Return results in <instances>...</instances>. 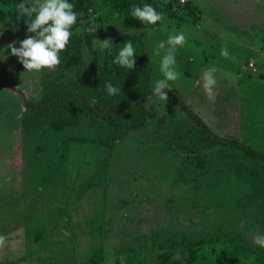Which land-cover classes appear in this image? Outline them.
I'll use <instances>...</instances> for the list:
<instances>
[{
  "label": "rangeland",
  "instance_id": "rangeland-1",
  "mask_svg": "<svg viewBox=\"0 0 264 264\" xmlns=\"http://www.w3.org/2000/svg\"><path fill=\"white\" fill-rule=\"evenodd\" d=\"M159 1L163 21L145 37L150 86L154 91L164 78L156 45L183 32L187 42L178 47L175 65L180 78L164 89L167 101L151 94L147 106L155 118L112 150L101 146L104 132L87 118L60 133L47 126L26 131L21 121L25 102L40 99L44 74L58 82H68L79 70L93 75L104 61L96 57L105 50L98 40L112 42L132 31L106 0H94L95 10L84 15L79 31L92 35V46L83 48L82 65L60 64L21 77L26 70L10 49L7 60L0 59V236L5 237L0 264H186L191 244L192 264H233L232 257L238 264L254 257L251 264H259L252 234H264L259 186L264 161L215 146L202 153L203 167L193 157L183 165L170 138L179 125L192 121V113L220 137L264 153V69H247L250 58L260 66L250 45L264 47V35L258 34L264 0L260 13L243 15L228 8V0ZM20 2L0 0L6 12L0 50L31 35L17 20ZM188 4L195 10L191 14ZM238 23L251 28L249 33L236 31ZM212 67L218 69L214 101L202 79ZM252 120L261 124H250L251 129ZM75 136L96 142L80 144L71 139Z\"/></svg>",
  "mask_w": 264,
  "mask_h": 264
},
{
  "label": "trees",
  "instance_id": "trees-1",
  "mask_svg": "<svg viewBox=\"0 0 264 264\" xmlns=\"http://www.w3.org/2000/svg\"><path fill=\"white\" fill-rule=\"evenodd\" d=\"M69 2L75 6V11L79 15L76 25L72 28L70 43L60 54L61 64L79 66L84 63L83 48L92 46V35H83L79 29L84 15L94 11L96 6L94 0H69ZM106 3L121 17L123 26L132 31L113 39L114 47L111 49L97 53L96 57L102 55L104 61L100 67L95 68L93 75L89 76L85 71L79 70L68 82H58L50 75L44 74L39 101L25 102L26 110L22 114L21 121L26 131L47 126L55 133H60L78 127L87 118L92 124L98 122V128L104 132L99 143L105 149L112 150L118 142L127 140L130 135L145 128L148 120L155 118L154 111L147 106L153 89L150 86L152 66L145 37L147 30L158 27L160 22L156 25L141 23L131 17L130 10L132 5L142 6L147 3L157 12L162 13L161 3L159 0H106ZM185 6L189 14L195 11L189 4ZM5 18L6 12L0 8V22ZM26 19L22 18L20 21L26 25L24 22ZM179 20L183 21L181 17ZM128 40L133 43L136 50L134 70L121 68L113 63L120 47ZM105 82H111L113 86L119 87L120 94L108 95L104 88ZM175 102H179L176 97ZM181 108L185 107L181 105ZM190 115L192 121L179 125L171 133L170 138L173 148L183 155V165L193 157L197 161V166L203 167L202 153L215 146L226 150H240L245 158L264 161V153L235 139L220 137L201 117L192 113ZM71 139L80 144H85L87 141L96 142L95 139L86 136H75ZM259 186L264 190V183ZM188 252L186 264H192L195 260L193 244L189 245ZM232 260L233 264L239 263L237 257H232ZM256 260L259 264H264V248H258Z\"/></svg>",
  "mask_w": 264,
  "mask_h": 264
},
{
  "label": "clouds",
  "instance_id": "clouds-1",
  "mask_svg": "<svg viewBox=\"0 0 264 264\" xmlns=\"http://www.w3.org/2000/svg\"><path fill=\"white\" fill-rule=\"evenodd\" d=\"M184 0H181L183 3ZM16 12L19 14L17 20L27 18L24 22L27 26L29 35L26 39L19 42H12L4 49L0 50V59L7 60L4 53L9 49L11 55L18 58L26 70V73H39L45 69L54 70L61 64V52L66 50V46L70 43L72 36V28L78 21V13L75 6L69 0H22L16 4ZM132 18L147 25H156L163 21V14L151 4L132 5L130 10ZM0 34V36H2ZM187 42V37L183 32L170 35L166 42L161 41L156 45L155 55L161 57L160 71L163 79L156 81L153 94L160 100L167 101L168 96L164 89L170 88L169 82L176 81L180 78V73L175 70L176 52L178 47H183ZM19 43V47H17ZM101 50L111 49L114 47L111 40H98ZM166 52L161 56V50ZM221 55L228 57L226 48L221 49ZM136 50L133 43L126 41L115 57L113 63L121 68L134 70ZM218 69L215 67L207 68L202 73L203 90L209 100L214 101V88L217 86L216 73ZM104 88L108 95L116 96L120 94L121 89L113 86L111 82H105ZM253 242L261 248H264V234H252ZM5 243V237L0 236V245ZM251 257L247 264H251L254 260Z\"/></svg>",
  "mask_w": 264,
  "mask_h": 264
},
{
  "label": "crops",
  "instance_id": "crops-1",
  "mask_svg": "<svg viewBox=\"0 0 264 264\" xmlns=\"http://www.w3.org/2000/svg\"><path fill=\"white\" fill-rule=\"evenodd\" d=\"M260 1L261 0H228L227 7L228 8H231L233 10V12H238V13H241L242 15H243V13H246V12H251L252 14H255L256 12L257 13H260V9H259V7H260V5H259ZM261 13H262V16H264V10H263V12L261 11ZM257 17L260 18L261 15L258 14ZM175 22L177 23V21H175ZM235 25L239 29L238 30L236 28V31H238L240 33L242 32L245 35L247 33H249V31L251 29L249 27L246 28L245 25L244 24H241V23H238V24H235ZM258 34H263L264 35V27L261 30H259ZM250 47H251V49L256 50L254 52L258 55L257 57L259 58V64H260V66L257 64L258 62L255 59H253V58H250L249 61H248V63L249 62H253L255 64L256 68L258 69V73H260V71L262 72V70L264 69V47L259 48V49H255L253 47V44L250 45ZM199 79H200V77L197 75L196 78H194V80H193L194 81V84H197V82L199 81ZM218 107H223V106L217 104V108ZM230 107L231 106H229V109H230ZM262 123H264V121H262ZM250 124L257 126L258 124H261V122L260 121H256L255 122L254 120H252V121L249 122V126H250ZM250 128H251V126H250ZM246 145L247 146H252V144H249V143H247Z\"/></svg>",
  "mask_w": 264,
  "mask_h": 264
},
{
  "label": "built area",
  "instance_id": "built-area-1",
  "mask_svg": "<svg viewBox=\"0 0 264 264\" xmlns=\"http://www.w3.org/2000/svg\"><path fill=\"white\" fill-rule=\"evenodd\" d=\"M184 2H186V1L184 0ZM247 68L249 70L253 71V72H256L257 71L256 66H255V64L253 62L248 63Z\"/></svg>",
  "mask_w": 264,
  "mask_h": 264
}]
</instances>
